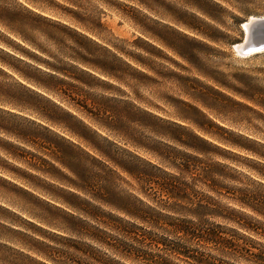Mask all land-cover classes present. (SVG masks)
I'll list each match as a JSON object with an SVG mask.
<instances>
[{
    "label": "rangeland",
    "instance_id": "374dc122",
    "mask_svg": "<svg viewBox=\"0 0 264 264\" xmlns=\"http://www.w3.org/2000/svg\"><path fill=\"white\" fill-rule=\"evenodd\" d=\"M251 17L264 0H0V264H131L86 237L92 210L195 222L141 194L170 176L264 253L231 200L264 198V52L234 50Z\"/></svg>",
    "mask_w": 264,
    "mask_h": 264
},
{
    "label": "trees",
    "instance_id": "16d2710c",
    "mask_svg": "<svg viewBox=\"0 0 264 264\" xmlns=\"http://www.w3.org/2000/svg\"><path fill=\"white\" fill-rule=\"evenodd\" d=\"M169 180L153 183L155 185L144 179L137 182L141 194L157 203L158 208L178 216L183 215L180 210H186L188 215L197 219L195 222L165 215L135 198L128 209L112 205L132 222L105 215L94 207L92 211L99 225L86 237L121 261L131 264H175V260L184 264H264V253L254 251L253 241L232 229L209 223L202 219V214L234 222L231 218L220 215L209 203L198 202L194 208L182 205L178 198L186 193L181 183L175 176H170ZM81 191L88 194L86 190ZM231 200L241 209L264 219V198L256 199V196L241 193L239 197L233 195ZM103 201L110 205L108 201ZM239 217L243 215L240 213ZM236 225L244 232L259 235L248 226ZM208 248L211 249V257L201 251Z\"/></svg>",
    "mask_w": 264,
    "mask_h": 264
},
{
    "label": "water",
    "instance_id": "95a60500",
    "mask_svg": "<svg viewBox=\"0 0 264 264\" xmlns=\"http://www.w3.org/2000/svg\"><path fill=\"white\" fill-rule=\"evenodd\" d=\"M248 31L244 28L243 42L240 44L242 54L238 51V46L234 50L240 55L253 56L264 52V19L250 21L248 23Z\"/></svg>",
    "mask_w": 264,
    "mask_h": 264
},
{
    "label": "bare ground",
    "instance_id": "6f19581e",
    "mask_svg": "<svg viewBox=\"0 0 264 264\" xmlns=\"http://www.w3.org/2000/svg\"><path fill=\"white\" fill-rule=\"evenodd\" d=\"M264 18L262 17V18H257V17H251L248 21H246V22H244L242 25L244 26V28L248 31V29H247V27H248V23L250 22V21H255V20H263ZM243 28V27H242ZM244 28H243V31H244ZM243 42V41H242ZM242 42L241 43H238V44H235V46H238L237 48L239 49L238 51L242 54L243 52H242V50H241V46H240V44H242ZM234 46V47H235ZM251 56V55H250ZM242 57H249V56H244V55H242Z\"/></svg>",
    "mask_w": 264,
    "mask_h": 264
}]
</instances>
